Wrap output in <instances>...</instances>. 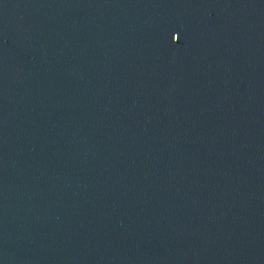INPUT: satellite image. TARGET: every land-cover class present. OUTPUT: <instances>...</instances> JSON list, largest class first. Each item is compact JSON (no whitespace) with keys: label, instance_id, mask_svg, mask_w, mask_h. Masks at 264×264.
<instances>
[{"label":"water","instance_id":"water-1","mask_svg":"<svg viewBox=\"0 0 264 264\" xmlns=\"http://www.w3.org/2000/svg\"><path fill=\"white\" fill-rule=\"evenodd\" d=\"M0 264H264V0H0Z\"/></svg>","mask_w":264,"mask_h":264}]
</instances>
